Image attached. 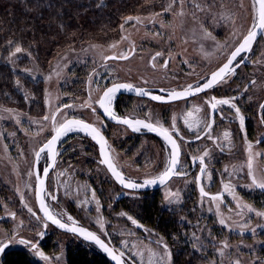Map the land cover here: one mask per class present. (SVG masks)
I'll use <instances>...</instances> for the list:
<instances>
[{"label":"rangeland","instance_id":"obj_1","mask_svg":"<svg viewBox=\"0 0 264 264\" xmlns=\"http://www.w3.org/2000/svg\"><path fill=\"white\" fill-rule=\"evenodd\" d=\"M134 11L133 20L127 21L128 15L116 37L86 36L85 46L59 54L55 51L58 55H51L47 63L23 49L16 53V48L7 58L6 64L14 76L22 79L15 78L16 89L33 99L34 93L24 81L40 82L42 98L34 100L38 105L34 112L0 105V240L8 233H18L37 246L45 241L52 243L58 252L45 255L47 261L36 255L31 246L12 243V247L28 248L38 264H65L66 246L82 245L74 236L48 225L44 227L46 223L28 211L31 208L37 212L32 166L38 147L52 134V115L60 108L57 124L71 115L96 120L92 109L96 108L103 86L115 78L136 84L180 87L181 56L185 49L193 60L201 61L197 59L201 66H215L218 54L224 56L252 25L251 0H140ZM132 46H137V51L130 60L104 62L111 55H127ZM157 51L162 57H171L172 65L167 71L151 75L150 55ZM251 57L256 69L253 80L260 72L264 75V36ZM75 66L83 68L73 71ZM259 80L257 88L251 91L253 107L264 94V82ZM65 104L74 108L61 112ZM134 105L150 110L154 122H160L165 111L140 100H135ZM179 111L180 105L170 109L174 117ZM45 116L49 119L44 120ZM255 124L258 122L254 121ZM110 128V141L119 162L131 174L148 175L161 168L164 154L155 141L130 136L118 127ZM255 128L251 138L241 130V125L231 127L226 140L222 134L219 140L207 137L200 153L194 155L199 164L194 175L175 179L155 194L122 191L125 200L120 203L115 200L118 190L107 185L109 177L84 138L86 135L69 132L62 138L67 142L73 135L68 159L63 163L65 155L62 156L48 188L50 206L66 219L70 216V221L83 223L110 240L130 264H176L179 257L180 264H264V216L257 214L264 213V189L251 183L247 167L251 156L253 174L258 181L264 179V145H257L264 130L261 134ZM130 137L133 146H126ZM205 152V171L201 173L199 157ZM136 157L139 160L134 162ZM225 184H230L231 190L225 189ZM201 187L208 195H201ZM212 196L220 199L213 201ZM146 199H157L160 211L178 221L179 230L171 234L172 245L138 218V208ZM253 199L260 204L255 205Z\"/></svg>","mask_w":264,"mask_h":264},{"label":"flooded vegetation","instance_id":"obj_2","mask_svg":"<svg viewBox=\"0 0 264 264\" xmlns=\"http://www.w3.org/2000/svg\"><path fill=\"white\" fill-rule=\"evenodd\" d=\"M246 34L247 33H245L244 35H246ZM243 36L241 37L240 40H238L233 45V47L228 52L225 53L224 56L218 54V61H217V64H215V66H212L210 64L207 66L206 65L201 66L200 65L201 61L198 58L197 59L200 62L197 59L193 60L188 55L187 50L185 49V52H182V56H181V73H180L181 86L180 87L166 86V85H162V84H151L149 82L136 84V83L129 82V81H120V80H117V78H115V81L108 83L105 87L103 86V89L99 94V98L102 96L103 92L109 86H111L113 84H125V83L132 84L136 88L146 89L147 92H149L152 95L165 97L164 101H154L150 98L138 97V96H134V95H130V94H116L112 100V104H113L112 105V112L118 118H129V117H131V118H135V119L148 120L149 118L147 115L150 113V110H148L147 108H143L142 110L138 109V107H136L134 105L135 100L144 101V102H146L149 105H152L154 107L165 108L163 117H162L161 121L159 122V124L162 125L164 128L169 129L173 138L176 140V142L180 148L179 162L176 165V174L172 175V177H171L170 181L167 183V185L175 179H188L189 177L194 175V173L197 172V169L199 168V164H198V161L194 158L195 157L194 155H198L200 153L201 146H202V143L204 142V139L209 137L208 135H205L206 129H205L204 123H201L199 125V128L193 127V129L190 130L188 125L185 123L186 119H187L188 123H192V124H194V122L197 120L205 121L207 123H212L210 136H212L218 140L221 139V134H222L223 140H226L229 137V135L226 138L224 134L227 133L229 130H231V127L234 128L235 126H237V127L240 126V122H239L238 117L236 116L234 108H231L228 105H218L217 109L215 111L211 110L210 105L206 104L205 101H210L212 97H216L217 99H230V100H232V102L236 105V107H238L240 109V114L244 117L243 129L248 134V137L251 138L252 134L254 135V129H256L255 128L256 126L258 127V132H261V134H262V130H264V108H262L261 106L264 105V94L259 99L257 105H255L253 107V105H251V99L253 97L251 91L254 88H257V85L260 82V80H259L260 78H261V81L264 82V75H263V72H260L258 75V78L255 77L252 80L253 71H255L256 69H254L252 67L251 54H252L256 44L263 38L264 32H260L259 36L256 38L257 40L255 41L253 47L251 48V50L249 52L243 53L241 55V57H237V60L234 61V63H233L234 71L231 74L226 75L222 80L218 81L214 85V87L207 89L204 92L198 93L196 95L189 96L185 99H179V100H168L167 99V94L172 92V91H182L188 85L195 86L197 84L204 83L206 79H210L211 74L216 72L224 63L227 62L229 54L240 43ZM142 46H143L142 48L145 47V49L147 47L144 44H142ZM136 51H137V46H132L130 53L129 52L127 53V56H129V59L106 60L107 59V57H106L104 62L108 63L110 61L130 60L131 58L134 57ZM158 52L160 53V51H157V52H154L150 55L151 58H150L149 65L151 68V75H158L157 74L158 71H160V72L167 71L168 69L171 68V65H172L171 57H167V56L162 57V54L160 56H156V53H158ZM111 56H114V55H111ZM153 57H155V59H153ZM160 59H161V61L159 62V66H158L157 64H158V61ZM260 69L263 70L262 67ZM259 76H261V77H259ZM263 86H264V83H263ZM262 91L264 92V89H262ZM88 96H90V95L88 94ZM175 105H180V111H179V115L177 117H174L170 112L171 107L175 106ZM80 107L82 108L81 105H80ZM64 108L65 107H61V112L63 111ZM68 108H74V105H71V107H68ZM197 108H199L201 110L199 112L195 111V109H197ZM93 109H92L91 114L96 118V120L89 121V120H86L85 118L80 117L79 115H71V116H68L66 119H72V118L82 119L85 122L93 124L95 127L100 129L102 135L107 140L109 156L112 158L117 170L120 171L122 173V175L124 176V179H126L127 181L131 180L135 183H141L145 179H151V178H155V177L159 176L165 170V167L168 163V160L170 159L172 149H171V146L163 139L162 136L157 135L156 132L148 131L145 128H141L140 131L134 132L127 125L113 122L114 120H112L111 118L106 116L104 114L103 110L99 108L98 103L96 105L95 111ZM189 112L192 113L191 117L188 116ZM210 114H211V119H208ZM173 118H175V124H176V130L175 131H173L171 128V125L174 121ZM254 121L258 122V125L257 124L254 125ZM110 127L121 128L122 130L129 132L130 136H133V137L135 136L138 138H140V137L141 138H150V139H152V141H155V143L160 148L161 153L164 154V163L161 166V168L158 167L151 174H148V175L136 176V175L131 174L125 167L122 166V163L119 162V159L115 153V145L113 144L112 141H110L111 140V134H110L111 128ZM81 133L86 135L85 137L83 135L82 136L90 143V146L92 147V149L95 150V155L97 157V160L102 164L106 176L109 177L108 178L109 182H107V185L109 186V184H110L111 186H115V188L118 191H120L119 195H118V191L116 193L117 196H116L115 200L117 203L123 202L125 200V194L123 192L137 193V194H146V193L155 194V193H158L162 189L161 188L160 190L137 192V191H131V190L123 189L122 187H120L116 183V181L112 178V176L110 175V173L108 172V170L106 169L104 164L101 162L102 160H101L100 153H99V147H98L96 141L93 140L91 138V136L85 134L84 132H81ZM177 133H178V135H177ZM53 134L54 133L52 131L51 135H53ZM71 136H72V137H70L71 139L67 142L65 141L66 139H62L63 137L61 138L60 141H58L57 148H56L58 154L56 155L55 161L53 162L52 165H50L51 159L49 158V155L47 154V152L41 154V156L38 160V163H37V168H38L37 172H39L41 174V176L43 174L44 168L49 169L48 175H47V177H45V189L43 192L44 202L48 206L49 210L53 213V215H55L58 219L61 220V222L65 223L67 225H74V224L72 223V221L66 219L65 216L58 213L56 210H54L50 206L48 188H49V185L51 183V178L55 174L56 167H57L60 159L62 158V156L65 155L63 163L65 162V159H68V157L66 158V156L69 155V147H70L71 141L73 140V135H71ZM198 136L200 138H197ZM133 137H130L129 141H128V139L126 140V146H130V145L133 146V144L131 143V141L133 140L132 139ZM42 145H40V146H42ZM257 145L259 147L264 145V133L261 136H259V138L257 139ZM39 147H38L37 151L39 150ZM35 160H36V156L34 157L33 166H32V171H33V175H34V182H35V185H34V201H35V206H36V210H37L36 216H34V217L35 218H41L44 223H46L48 226H50L51 228H53L57 232L76 237L75 235L68 234V233H65V232L58 230L52 224L47 222V220L42 216V214L39 210L38 204H37V199H36L37 179H36L35 172H34ZM138 160L139 159H137V157H136L134 162H136ZM167 185H165V186H167ZM12 217H13V215H12ZM73 221H75V220H73ZM75 225H79V226H82V227H85V228L91 230L87 226H84L83 223H79V222L77 223L76 222ZM91 231H93V230H91ZM93 232L95 234H97L95 231H93ZM97 235L101 239H103L105 242H107L110 245V247L113 249V251L119 255V253L116 250L117 249L116 246L110 240H106L105 238L101 237L99 234H97ZM76 238H78V237H76ZM80 242L82 243V245L79 246L80 248H83L90 253L98 254V255L102 256L103 258H105V260L109 264H112L108 260L106 255L104 253H102L96 246L91 245V244H87L82 240ZM45 244H46V241L44 243H42V245H40V246L36 245L37 248L41 252L44 253V255L50 256V254H54V253L58 252V249L54 246L57 249V251L54 253H47L46 250H44V248H43V246ZM28 246H30V245H28ZM68 246L69 245L66 246L65 251H66ZM12 250L25 251L26 253H28L31 256L32 260L38 264L37 260H35V258H33L32 253H30L28 251L29 250L28 248L23 249V248H20L18 246L12 247V244L9 246V249H7L2 254V256L0 258V264H2V262H3V257L5 255V253L12 251ZM64 256H65V252H64ZM122 258L124 260V264H130L129 261H127L124 257H122ZM65 264H66V259H65Z\"/></svg>","mask_w":264,"mask_h":264},{"label":"trees","instance_id":"obj_3","mask_svg":"<svg viewBox=\"0 0 264 264\" xmlns=\"http://www.w3.org/2000/svg\"><path fill=\"white\" fill-rule=\"evenodd\" d=\"M139 1L0 0V105L34 112L38 108L34 100L42 98L40 82L24 81L26 87L34 93L33 99L16 89L15 78L22 79L15 77L6 64L13 49L20 47L37 60L47 63L55 51L63 53L83 46L86 36L93 35L95 39L99 35L101 39L114 38L123 20L135 14ZM81 68L75 66L73 71ZM253 201L255 205L260 204L257 200ZM138 218L145 225L156 229L167 244H173L171 234L179 230L178 221L160 211L157 199H146L140 204ZM43 248L47 253L57 251L52 243H46ZM65 259L66 264H109L102 256L73 244L67 247ZM179 259L176 264H180ZM2 264L37 263L25 251L12 250L5 253Z\"/></svg>","mask_w":264,"mask_h":264},{"label":"snow or ice","instance_id":"obj_4","mask_svg":"<svg viewBox=\"0 0 264 264\" xmlns=\"http://www.w3.org/2000/svg\"><path fill=\"white\" fill-rule=\"evenodd\" d=\"M182 14V13H181ZM133 17H128L127 21H132ZM137 22H139V18H136ZM126 21V22H127ZM123 27V26H122ZM259 32H264V0H252V25L250 29L247 31V34L243 36L242 40L240 43L234 48V50L229 54V57L227 59V62L224 63L216 72L211 74L210 79H206L204 83L202 84H197L195 86L193 85H188L184 90L182 91H172L167 94V99L168 100H179V99H185L189 96L196 95L198 93L204 92L207 89H210L214 87V85L222 80L226 75L231 74L234 71L233 63L234 61L237 60V57H241L242 53L249 52L251 50L252 44L256 40V37ZM115 47V45H113ZM16 53H19L22 51L20 47L16 48ZM15 54V53H14ZM161 53H156V56H160ZM107 59H129V56L121 54L120 56H109ZM155 59V57H153ZM120 89H125V90H135L137 95H142V96H148L150 95L148 92L143 91L141 89H134V86L132 84H115L111 88H107L102 96L99 98L97 103L99 104V108L103 110L104 114L111 118L112 120L116 121L117 123L127 125L132 129V131H140L141 128H145L148 131L151 132H156L157 135H160L163 137V139L171 146L172 152L170 155V159L168 160V163L165 167V170L157 177L152 178V179H146L144 180L143 184H137L131 180L125 181L124 176L120 171L117 170L115 167V164L112 160V158L109 156L108 152V145H107V140L105 137L102 135L100 129L95 127L93 124L87 123L82 119H77V118H72V119H65L63 122L57 124L56 121V115L59 113V109L57 110L56 114H53L51 119L53 121L52 124V131L53 135H51L50 138L46 140L45 143H43L42 146L39 147V150L36 151L35 156L37 161L39 160L40 156L42 153L47 152L49 155V158L55 161V157L58 154L57 153V144L58 141L61 140V138L67 133L72 132V131H79V132H84L85 134L91 136L93 140H95L99 146H100V154L103 157L102 163L106 164L108 167V170L113 174V176L116 177V179L126 188H140L143 186L147 185H155L157 182L163 184L166 182L167 179H169L173 174H176V165L179 162V155H180V148L179 145L177 144L176 140L173 138L171 132L169 131L168 128H164L162 125L159 124V121H152L151 114H149V119L148 120H141V119H135V118H118L116 115L111 110V104L112 100L115 96V94L120 90ZM163 91V90H162ZM152 100L156 101H164L165 97L162 96H151ZM206 104L210 105L211 110L215 111L217 109L218 105H228L231 108L235 109L236 116L239 119L240 125H241V130H243V125H244V117L240 114V109L236 107V105L232 102L230 99H217L216 97H212L210 101H205ZM91 107V105H88ZM63 107L68 108L71 107V105L65 104ZM264 108V105L261 106ZM95 111V109H93ZM201 109L197 108L195 111L199 112ZM188 116L191 117L192 113L189 112ZM44 120H48L49 117L45 116L43 117ZM211 119V114L209 115V118ZM185 123L188 125L189 129L199 128V125L201 123L205 124V135H208L209 138L211 139L212 137L210 136V131L212 128V123H207L205 121H195L194 124L188 123L187 119L185 120ZM171 128L173 131L176 130V124L175 121H173ZM178 135V133H177ZM225 137H228V133L224 134ZM197 138H200L199 136ZM252 145L249 143L248 144V150L249 153H251ZM208 153L205 152L203 156L199 157V163L201 165V173H204L205 168V160L204 157L207 156ZM257 155H259L257 153ZM248 176L251 179V183L255 185L256 187H259L261 189H264V179L262 180H257L255 175L253 174L252 171V157H249L248 163ZM48 168L43 169V174L37 172L36 174V179L39 184V190L37 194V199L39 200L40 203V210L44 213V218L48 221H51L52 224H55L59 228L66 229L67 231L78 233L81 236H83L86 240H91L94 241L95 244H97L105 253L108 254V256L111 257L113 261H115V264H124L122 257L124 256L123 252H120L119 255H117L113 249L108 247L105 242H103L98 236L95 234L86 231L82 227H68L67 224L62 223L60 219H58L53 213L49 210L48 206L45 204L43 197L40 195L41 192L44 191V183L45 180L43 177H47L48 175ZM199 179V178H198ZM225 189L231 190V185L230 184H225L224 185ZM201 195L205 196L208 195V193L204 192V189L201 187ZM213 201L220 199L219 196H212L210 197ZM249 211H252L251 208L248 209ZM28 211L33 215L36 216V213L31 209L28 208ZM258 215L264 216V213H257ZM13 218H15L14 214ZM69 220H72V217H68ZM130 220H132L131 217H129ZM72 223L75 225V221H72ZM133 224H136L135 220H132ZM221 224H224V221H220ZM44 227H47V224L44 225ZM246 227V225H245ZM42 236L43 233H40ZM22 244V245H30L31 248L36 252V255L47 261L49 258L44 255L43 252L39 251L37 246L34 243H31L30 241L21 238L17 234H12L8 233L6 234V238L3 240H0V254H3L7 248L13 243L17 242Z\"/></svg>","mask_w":264,"mask_h":264},{"label":"water","instance_id":"obj_5","mask_svg":"<svg viewBox=\"0 0 264 264\" xmlns=\"http://www.w3.org/2000/svg\"><path fill=\"white\" fill-rule=\"evenodd\" d=\"M259 34H260V32L258 33V35H257V37L259 36ZM256 37V38H257ZM257 40V39H256ZM255 40V41H256ZM255 41H254V43H255ZM254 43L252 44V47H253V45H254ZM251 47V48H252ZM243 54V53H242ZM106 60H111V59H106ZM211 77V76H210ZM115 84H113V85H111V86H109L108 88H111V87H113ZM107 89V88H106ZM134 89H141V90H143V91H146L147 92V90L146 89H142V88H136V87H134ZM149 93V92H148ZM116 94H130V95H134V96H138V97H144V98H150L151 99V96H153L152 94H150V95H148V96H142V95H137V93H136V91L135 90H132V91H129V90H125V89H120ZM115 94V95H116ZM154 101H156V100H154ZM113 122H115V123H117L116 121H113ZM97 143V142H96ZM97 145H98V147H99V153H100V146H99V144L97 143ZM100 157H101V160L103 159V157L101 156V154H100ZM37 163H38V161H37V159L35 160V163H34V172H35V176H36V174H37ZM53 164V160L51 159V164L50 165H52ZM104 164V163H103ZM104 166L106 167V169L108 170V167H107V165L106 164H104ZM108 172L110 173V175L112 176V178L116 181V183L120 186V187H122L123 189H127V190H131V191H137V192H145V191H153V190H160L161 188H163L165 185H167V183L170 181V179H171V177L169 178V179H167L166 180V182L165 183H163V184H161V183H159V182H157V184H155V185H147V186H143V187H140V188H126V187H124L117 179H116V177L115 176H113V174L108 170ZM44 178V180H45V177H43ZM152 179V178H151ZM146 180V179H145ZM125 181L127 182V180L125 179ZM143 182H144V180L141 182V183H137V184H143ZM39 184H38V182L36 183V199H37V194H38V190H39ZM44 189H45V183H44ZM44 192V191H43ZM43 192H41L40 193V195L43 197ZM37 204H38V207H39V210H40V203H39V200L37 199ZM40 212H41V214H42V216L44 217V213L40 210ZM47 222H49L50 224H52L51 223V221H48L47 220ZM63 223V222H62ZM55 228H57L58 230H60V231H62V232H65V233H68V234H72V235H75L76 237H78L80 240H82V241H84L85 243H87V244H91V245H94V246H96L102 253H104L105 255H106V257L108 258V260L112 263V264H115V261H113L112 259H111V257L110 256H108V254L107 253H105L97 244H95V242L94 241H91V240H86L83 236H81L80 234H78V233H74V232H70V231H67L66 229H62V228H59L58 226H56L55 224H52ZM68 227H82V226H79V225H68ZM83 229H85L86 231H89V232H91V233H93V234H95L93 231H91V230H89V229H87V228H85V227H82ZM96 236H98L97 234H95ZM99 237V236H98ZM100 238V237H99ZM101 239V238H100ZM103 242H105L103 239H101ZM106 243V245L108 246V247H110V245L107 243V242H105ZM111 248V247H110ZM7 249H9V248H7ZM6 249V250H7ZM112 249V248H111ZM5 250V251H6ZM116 253V252H115ZM117 254V253H116ZM118 255V254H117ZM1 256H2V254H0V258H1ZM122 260H123V258H122ZM123 262H124V260H123Z\"/></svg>","mask_w":264,"mask_h":264},{"label":"bare ground","instance_id":"obj_6","mask_svg":"<svg viewBox=\"0 0 264 264\" xmlns=\"http://www.w3.org/2000/svg\"><path fill=\"white\" fill-rule=\"evenodd\" d=\"M112 105H113V104H111V110H112Z\"/></svg>","mask_w":264,"mask_h":264}]
</instances>
